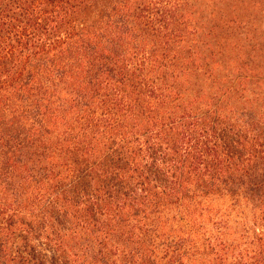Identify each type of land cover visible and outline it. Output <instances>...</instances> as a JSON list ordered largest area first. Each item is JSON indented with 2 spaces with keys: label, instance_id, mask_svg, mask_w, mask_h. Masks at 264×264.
<instances>
[{
  "label": "trees",
  "instance_id": "obj_1",
  "mask_svg": "<svg viewBox=\"0 0 264 264\" xmlns=\"http://www.w3.org/2000/svg\"><path fill=\"white\" fill-rule=\"evenodd\" d=\"M254 6L0 0V177L36 186L22 264H264Z\"/></svg>",
  "mask_w": 264,
  "mask_h": 264
},
{
  "label": "rangeland",
  "instance_id": "obj_2",
  "mask_svg": "<svg viewBox=\"0 0 264 264\" xmlns=\"http://www.w3.org/2000/svg\"><path fill=\"white\" fill-rule=\"evenodd\" d=\"M251 1L256 2V6L252 7L253 10L255 11L257 8H260L259 10H261V14L256 16L254 15V11L251 13L252 10H250L251 12H246V14L251 13L248 18V25H254L249 28L248 40H245L244 34L240 35L246 48L241 47L240 52H237L236 50V54L239 55L238 58L242 64L246 65L247 63L249 68H252V74L255 75V77H253L256 78L258 75L257 73L264 75V68H261L260 71H258L256 67L257 62L264 66V51H258L260 58L258 55L257 56L259 59H257L256 56L251 57L252 54H254V51H251V46L248 45L255 44V47H257V43L259 42L261 44L262 42L264 36V9L261 8L264 7V0ZM230 11H232V8ZM254 17L255 19H253ZM254 27H257L258 29L257 34H254L252 30ZM259 35L261 37H259ZM255 37H257V41L254 40ZM260 46L264 48V43ZM231 56L235 57L236 55L232 52ZM252 58H256L254 63H252ZM244 88L245 91L241 93V100L243 96L251 98L258 93L264 95V86L262 84L254 82L248 84L247 82ZM20 175L25 176L23 173ZM10 177V173L3 176V178L0 177V264H22L20 259H17V254H24V250L26 249L25 240L27 232L25 228L26 226H24L22 222L25 221V217L28 214L27 210H36L34 209L35 205L32 203V198L30 197L34 195L36 186L33 185V183H23L21 177H16L14 180L12 178L11 183L14 184L10 185ZM30 242L32 243L34 240H31Z\"/></svg>",
  "mask_w": 264,
  "mask_h": 264
}]
</instances>
